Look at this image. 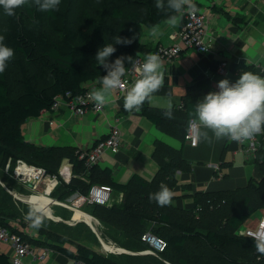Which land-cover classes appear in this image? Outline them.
Here are the masks:
<instances>
[{"label":"trees","instance_id":"obj_1","mask_svg":"<svg viewBox=\"0 0 264 264\" xmlns=\"http://www.w3.org/2000/svg\"><path fill=\"white\" fill-rule=\"evenodd\" d=\"M4 14L5 24L0 36L3 43L14 50V56L5 71L0 73V168L10 162L13 170L17 160L23 159L54 175L58 174L64 158H69L77 176L70 183L61 180L52 196L66 201L76 193L87 195L93 184L121 192L123 199L120 203H90L95 214L92 215L101 223L97 231L102 238L134 254H105L69 237L68 243L74 245L73 249L64 243L62 235H53L60 241L55 245L39 243L37 239L34 242L32 237H27L29 241L55 247L73 259L90 264H264V255L256 252L254 240L236 233L249 217L264 209V177L219 195L205 194L196 198L191 208L172 203L161 207L149 198L150 194L158 192L161 185L173 192L175 173L191 169L190 161L182 153L170 154L164 149L158 171L152 179L135 173L128 182L120 183L112 177L110 168H100L97 164L89 170L84 168L83 160L76 154L80 150L78 147L39 146L24 135L22 124L26 119L51 109L59 96L66 100L77 98L88 90L85 82H99V77L106 75V70L95 59L99 49L114 45L116 51L109 57V62L121 56H131L135 60L152 49L141 40L143 28L160 24L179 13H172L167 7L158 10L156 0H81L75 10L72 0H61L59 11L45 12L38 10L34 0H28L16 9L15 16ZM184 21L183 13L181 25ZM118 37L132 39V43L116 44ZM219 64L212 63V72H217ZM131 66L125 60V67ZM229 70L258 73L253 65L243 62L230 63ZM211 89L210 78L199 80L184 96L183 107H176L186 119L183 138L195 104ZM166 110L146 101L139 111L162 130L179 136L178 123H163ZM128 113L123 102L118 114ZM259 136L262 139L264 131ZM256 156L257 161L264 164V148ZM223 164L224 161H220V166ZM0 180L9 187V180L1 169ZM198 206L201 207L199 211ZM19 209L0 183V222L8 225V218L21 217L28 212ZM8 226L19 231L15 226ZM148 231L167 241L168 246L163 252L142 253L149 248L142 239ZM10 263V256L0 251V264Z\"/></svg>","mask_w":264,"mask_h":264},{"label":"crops","instance_id":"obj_2","mask_svg":"<svg viewBox=\"0 0 264 264\" xmlns=\"http://www.w3.org/2000/svg\"><path fill=\"white\" fill-rule=\"evenodd\" d=\"M192 2L209 17L207 37L209 50L202 53L183 45L178 57L161 60L164 84L148 100L150 105L166 109L169 102L171 103L172 118L166 117L163 123H178L181 130L179 136L162 130L140 111L134 110L126 115H119L126 93L120 96L114 91L109 96V102L99 111L91 108L85 114L78 115L63 104L57 110H43L39 116L26 119L22 124L26 139L39 146L66 145L88 149L97 139L106 136L114 125H119L122 131L120 150L117 153L105 152L97 165L100 168H110L112 177L120 183L128 182L135 173L152 179L158 171L162 160L161 151L164 149L170 154L182 153L183 157L190 161L191 169L187 172L179 170L174 176L175 196L172 198V204L179 207L191 208L195 199L205 194L219 195L246 186L249 181H260L264 177V164L257 161V156L246 159L236 142L228 143V138L217 140L211 131H208L209 140H206L201 133L207 130L202 128L199 129L198 145H191L186 134L183 138V123H186V119L177 108L187 91L199 80L210 78L212 85L210 92H215L219 91L220 80L228 79L234 83L243 72L231 70L227 73L212 72L213 62L221 63L227 60L229 65L243 62L253 65L258 71L255 74L264 77V0H192ZM183 13L184 11L176 15L175 25L169 24L167 19L152 27L145 26L141 35L142 42L151 48L160 44H172L176 41L172 35L181 29ZM153 29L156 30V35L152 34ZM84 86L92 90L100 88L101 84L97 80H90L85 82ZM229 147L231 151L227 150ZM220 161H224V164L215 169L212 164ZM256 169L263 173L261 177L254 174ZM251 170L252 175L249 174ZM79 195L76 193L69 198L76 199ZM122 196L121 192L112 190L111 204L120 203ZM54 205L52 204L53 207ZM76 208L79 209H71L84 215V219L86 216L95 218L100 224L96 217L82 210L81 205ZM52 216L58 217L55 214ZM89 224L94 227L93 223ZM96 232L98 233L97 230ZM67 246L74 249L71 243H67ZM102 247L105 250L103 244ZM93 248L98 250L95 246ZM120 248L127 250L121 246ZM0 251L9 256L12 254L7 243H0ZM128 251L109 253L134 254L133 251ZM26 261L31 259L27 257ZM32 264H73V258L51 247L44 260Z\"/></svg>","mask_w":264,"mask_h":264},{"label":"clouds","instance_id":"obj_3","mask_svg":"<svg viewBox=\"0 0 264 264\" xmlns=\"http://www.w3.org/2000/svg\"><path fill=\"white\" fill-rule=\"evenodd\" d=\"M28 0H0V7L8 16H15L16 9L24 6ZM41 12L59 11L61 0H34ZM165 7L172 13H181L187 9L191 13L198 11L192 0H156V8L164 10ZM176 15L169 17V24L175 25ZM153 35L156 30L153 29ZM132 39L118 37L116 44L130 45ZM116 51L114 45L103 46L96 55L98 65L103 66L106 75L99 77L100 88H93L89 93V99L99 109L109 102L112 92L124 88V77L127 72L125 60L132 65L138 78L130 88L126 90L124 97L125 111H139L143 104L150 100L152 95L158 92L164 84L161 58L156 54H148L141 65L131 57H118L114 62H109V57ZM14 50L3 43L0 36V73L6 69L7 63L13 58ZM219 91L209 92L194 106L192 121L197 128L205 129L201 133L204 139L209 140L208 131L219 140L229 138L236 142L251 140L256 134L264 131V77L250 71L241 72L239 78L231 83L228 79L218 82ZM171 103L164 115L171 119ZM175 195L166 185H161L160 190L150 194V199L157 201L159 206H168ZM46 211L42 206L30 207L25 215V220L30 222V227L39 230L46 218ZM254 240V248L259 255H264V224L261 230L249 233Z\"/></svg>","mask_w":264,"mask_h":264},{"label":"built area","instance_id":"obj_4","mask_svg":"<svg viewBox=\"0 0 264 264\" xmlns=\"http://www.w3.org/2000/svg\"><path fill=\"white\" fill-rule=\"evenodd\" d=\"M198 11L194 14L185 9V21L181 26V29L174 35L176 41L170 45L160 44L154 46L150 52L142 53L135 59L137 65L143 64L145 58L148 54H156L161 60H170L178 57L184 47H192L199 52H207L209 50L208 44V34H209V23L208 15L201 8L197 6ZM179 40V41H178ZM183 42L182 44L180 43ZM229 67V61L224 60L219 64L217 72L227 73ZM138 78V74L131 66L127 68V72L124 79V88L117 90L120 96L126 93L129 85ZM91 89H88L85 93L81 94L77 98L66 100L62 96L56 98L51 109L57 110L63 104L69 106L74 113L78 115H83L88 112L89 109L94 108L96 110H101L102 108H97L92 100L89 99L88 93ZM69 94V93H68ZM183 103L178 105V108H182ZM192 121V119L190 120ZM188 142L196 146L199 141V129L196 123H190L188 125V131L186 134ZM236 142L228 138V143ZM239 149L244 153L246 159H252L257 155V152L264 148V137L261 139L258 134H256L253 139L245 140L243 142H236ZM122 145V131L119 125H114L110 132L99 139H97L91 147L88 149H80L76 152L79 159L83 160V166L87 170L91 169L94 165L98 164L102 159V155L105 152L117 153ZM215 169H219L220 163L212 164ZM6 169H10V162L7 163ZM13 174L19 180H21L27 188L34 191L35 194L46 195L48 194L51 198L49 202L51 205H60L76 209L79 205L83 203H94L99 205H110L112 202V190L106 186L93 184L90 186L87 195H79L71 204L66 201H61L58 198L52 196L53 191L63 180L66 183H70L73 177L77 176L74 174V165L69 158H64L59 169L58 174L51 175L42 166L28 163L23 159H18L14 169ZM51 183V187L49 186ZM43 186V190L40 191V187ZM37 195V196H39ZM19 198V196H18ZM197 210H201L198 206ZM261 224H264V209L261 217L257 218L254 222L249 225H245L240 228L236 233L238 235L249 236L251 232H257L261 230ZM8 225L12 226V223ZM0 222V243H7L10 245L12 254L10 255V264H32L33 262H40L44 260L51 247L40 246L29 241L27 237L28 233L19 229V231H13ZM18 229V228H17ZM27 238V239H26ZM251 238V237H250ZM142 239L148 243L149 248L142 251V253L157 254L163 252L168 244L167 241L156 234L148 231L143 234ZM116 252V251H115ZM108 254V251H105ZM30 258L31 261H26V258ZM73 264H90L83 260L73 259Z\"/></svg>","mask_w":264,"mask_h":264},{"label":"rangeland","instance_id":"obj_5","mask_svg":"<svg viewBox=\"0 0 264 264\" xmlns=\"http://www.w3.org/2000/svg\"><path fill=\"white\" fill-rule=\"evenodd\" d=\"M80 2L81 0H72L73 10L79 7ZM4 24H5V14L3 9L0 7V33L2 31V27L4 26ZM227 150L231 151V147L227 148ZM0 169L7 176L9 180V187L0 182L2 188L6 191V193H8V195L11 196V198L14 199L16 206L20 208L19 211L21 212H23L24 210L29 211V208L34 207V204L19 199L18 198L19 194L26 195L28 197L30 196V198L38 197L37 195L39 194H35L34 191H31L29 188L26 187V185L21 180L15 177L12 168H10L9 170H7L6 167ZM249 174L251 175L253 174L252 170L251 173ZM254 174L260 177L263 175V173L259 169L254 170ZM42 190H43V186L40 187V191ZM39 196L42 197L43 195H39ZM74 199H75L74 197H71L68 198L66 201L68 203L70 202L69 204H71V202L74 201ZM19 203H22V205ZM37 205L42 206L47 213L43 226L39 230L30 227V222L25 220L26 214L24 213L22 214L21 217L8 218L9 223H12V226H15L16 228L21 229L24 232H27L28 235L32 237L31 239L34 242H36L35 239H37L39 243L55 245L56 242H60V241H57V239L54 238L53 235L54 236L62 235L64 239V243H68L70 241L69 237H71L76 240H81L84 243L95 246L98 250H100V252L102 251V253H105V250L108 252H115V251H111L110 249H105V247H104L105 250H103L102 244L104 242L101 244V240H100V237L102 238L101 233H99V230L97 233L93 229V227L85 221L84 215L75 213V210H72L70 207L60 206V205H54V207L52 206L53 212L52 214L51 213L49 214L45 206L36 204V206ZM81 206H82V210H85L87 213L94 214L93 207L90 203H83ZM261 212L262 210H259L256 213H254L251 217H249L248 220L244 223V226L245 225L247 226L252 222H254L257 219V217L258 218L261 217L262 215ZM53 214H55L60 218L54 219L55 217L52 216ZM96 226H98L96 227L97 230L99 227H101V223L96 224ZM42 229L47 231V233L46 234L42 233L41 231ZM102 239L107 242L106 239L104 238Z\"/></svg>","mask_w":264,"mask_h":264},{"label":"bare ground","instance_id":"obj_6","mask_svg":"<svg viewBox=\"0 0 264 264\" xmlns=\"http://www.w3.org/2000/svg\"><path fill=\"white\" fill-rule=\"evenodd\" d=\"M49 186L51 187V183H49ZM19 198L22 199L25 202L28 201V202H30V203H32L34 205L40 204V205L45 206V208L48 210L49 214L50 213L52 214V212H53L52 205L49 203L51 201V198H50V196L48 194L43 195L42 197L38 196V197H32V198H30V196L28 197L26 195L19 194ZM76 209H79V208H76ZM54 219H58V217H55ZM85 219H86V221L88 223H93L95 229H96V227H98V226H96V224H98L99 222L95 218L93 219L92 217H87L86 216ZM103 242L102 243L104 244L105 249H110L111 251H121V250H123V248H120L119 246L115 245L111 241H109L110 243H107L106 241L103 240Z\"/></svg>","mask_w":264,"mask_h":264},{"label":"water","instance_id":"obj_7","mask_svg":"<svg viewBox=\"0 0 264 264\" xmlns=\"http://www.w3.org/2000/svg\"><path fill=\"white\" fill-rule=\"evenodd\" d=\"M0 182H1V180H0ZM2 183V182H1ZM2 184H4V183H2ZM11 192V191H10ZM20 199V198H19ZM22 200V199H21ZM28 202V201H27ZM30 203V202H29ZM86 221V220H85ZM88 223V222H87ZM89 224V223H88ZM93 227V226H92ZM93 229L96 231V229L93 227ZM100 240L103 242V239L100 237ZM119 252H129L128 250H121V251H119Z\"/></svg>","mask_w":264,"mask_h":264}]
</instances>
